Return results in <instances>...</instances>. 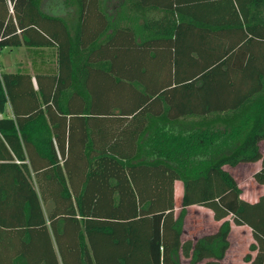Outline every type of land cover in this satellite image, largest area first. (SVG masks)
<instances>
[{"label":"trees","instance_id":"1","mask_svg":"<svg viewBox=\"0 0 264 264\" xmlns=\"http://www.w3.org/2000/svg\"><path fill=\"white\" fill-rule=\"evenodd\" d=\"M4 2L62 24L69 70L37 90L26 74H0V242L17 236L13 260L96 264L93 233L120 248L115 224L139 216L141 264H180L179 250L189 264H222L231 223L251 232L244 264H264V192L244 198L226 168L259 162L252 178L264 185V0ZM20 43L0 12V46ZM126 188L134 205L122 204ZM190 205L219 225L182 241Z\"/></svg>","mask_w":264,"mask_h":264},{"label":"crops","instance_id":"2","mask_svg":"<svg viewBox=\"0 0 264 264\" xmlns=\"http://www.w3.org/2000/svg\"><path fill=\"white\" fill-rule=\"evenodd\" d=\"M23 7L21 9L22 13L16 14L13 11V7L10 2L0 3V12L3 14L5 13L6 16H9L11 14V19L15 24V32L18 36L19 41L21 42L19 45H8L2 47L0 56L3 52L6 53L2 56V63L0 57L1 72L10 74H26L27 76H29L31 85L35 90L38 89V85L42 86L45 89H50L52 86L51 82L52 80H54L55 75H57L59 78L60 76L68 78L69 70H67L64 63H61L60 65L58 59V44L62 41L66 42L65 28H63L62 24H60L59 22H46L45 20H43L39 15V13H43V11L37 10L34 6ZM74 26V20L70 21L67 24L70 32L69 34H71V31L74 30ZM45 34L50 36H54V34H57L59 37H57L56 35V42L49 43L44 37ZM60 36H64V38L61 39ZM20 49H24L25 52H27L31 57L28 62L29 69H23L21 71L18 70L19 65H17V60L15 57L16 53L20 51ZM21 86H24L25 89H27V86L25 84H21ZM5 114L7 116L11 115V109L9 105L6 107ZM177 182L180 181H176L174 185V201L176 213L180 209V198L182 195V186H177ZM262 187H264V185ZM126 189L127 190L125 191H127V194L123 195L122 204L134 205V198L129 193L130 188ZM112 198L114 204L118 203L117 193L113 194ZM108 201H110L109 194ZM206 209L207 208L205 207L197 205H190L185 207L186 213L182 220V241H185L187 239H196L203 234L214 232L217 229L219 221L214 220L212 217V212L209 209ZM190 211H193L192 216L189 215ZM138 217H129L127 219V217L122 216L118 220L119 222L115 224V227H118L115 231V236H117L115 238L125 240L123 241L124 244H119L120 248H117V246L110 244V238L106 237L103 232L93 233V235L91 236L93 240L89 245V250L96 264H120L119 258L122 257V259L124 260L123 256L130 253L132 254L131 261L129 260L125 262L127 260L126 259L125 261L122 260L121 263L141 264L142 261L140 260V253L137 252L135 254L134 246L136 245L137 248L138 245H141V234L143 233L142 229L144 227H148L140 224L141 222L137 220ZM210 222L212 223V227H210V230H206V227ZM5 237L6 239L0 242V257L3 258L2 264H33V262L29 259L30 255L28 256V253L26 252L22 254L23 256H21V260L15 262V259L13 260V258H15L17 254L22 253V244H20L17 236L12 232L5 233ZM130 240L132 250L129 249L130 246H127V243H129ZM110 252L114 254L116 259L113 258ZM38 254L39 253L36 254L37 259ZM66 255L67 257H69L70 261H73L75 257H78L74 252L65 254V256ZM226 255L227 253H225L224 258L221 261L222 264L224 263L223 260H225ZM178 258L180 264H189V258L184 257L181 253V250L178 251Z\"/></svg>","mask_w":264,"mask_h":264},{"label":"rangeland","instance_id":"3","mask_svg":"<svg viewBox=\"0 0 264 264\" xmlns=\"http://www.w3.org/2000/svg\"><path fill=\"white\" fill-rule=\"evenodd\" d=\"M5 53L6 52H3L0 56L1 63L2 56L5 55ZM15 57L17 60V65H19V71L23 69H29L28 62L31 57L27 52H25L24 49H20V51L16 53ZM260 148L262 153L264 154V140L260 142ZM259 165V162H255L241 163L235 167H226L242 187L243 197L248 200H254L260 192L264 191V187L256 184V182L252 178V173L259 168ZM177 186L181 187L182 185L180 182H177ZM192 213L193 211H190L189 215L192 216ZM210 227H212L211 222L207 225L206 230H210ZM228 238L230 241V245L226 252V258L225 260H223V264H244L243 257L247 252H249V244L253 241L249 227L245 225L238 226L235 224H231ZM253 254L254 251L251 253V255Z\"/></svg>","mask_w":264,"mask_h":264},{"label":"built area","instance_id":"4","mask_svg":"<svg viewBox=\"0 0 264 264\" xmlns=\"http://www.w3.org/2000/svg\"><path fill=\"white\" fill-rule=\"evenodd\" d=\"M1 51H2V47L0 46V53H1ZM0 74H1V68H0Z\"/></svg>","mask_w":264,"mask_h":264}]
</instances>
